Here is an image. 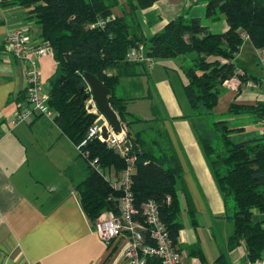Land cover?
<instances>
[{"label":"trees","instance_id":"16d2710c","mask_svg":"<svg viewBox=\"0 0 264 264\" xmlns=\"http://www.w3.org/2000/svg\"><path fill=\"white\" fill-rule=\"evenodd\" d=\"M156 1L125 0L127 9L122 8L121 15L114 14L120 7L119 0H0V7L26 8V19L40 27V36L50 45L56 71L48 79V104L54 111L57 126L85 156L87 173L75 189L83 212L92 222L104 210L116 209L113 199L120 196V191L113 189L91 162L103 170L113 167L120 171L126 168L127 161L115 148L100 141L97 134L88 138L90 127L101 113L97 108L95 113L86 110L91 95L83 73L95 75L110 89L108 102L124 125L125 139L131 145L127 156L135 157L131 174L135 206L140 208L144 202L153 200L175 239L182 227L178 220V192L185 191L181 163L168 133L158 126L160 118L145 120L131 113L127 104L140 97L129 95L131 91L126 84L123 91L126 95H119L118 87L125 77L148 75V62L126 60L128 51L139 45H143L150 60L194 53L191 64L184 69L183 92L193 111L185 117L215 119L210 128L216 140L197 133L224 203L228 198L234 203L229 217L233 231L228 248L243 243L246 259L254 261L264 254L263 222L252 220L254 213L264 214V133L251 135L243 125L231 124L227 116L245 115L256 121L264 120V102L231 103L223 114H216L214 108L226 90L227 79L233 76L242 82L257 79L249 77L246 70L240 73L235 57L244 40L242 34L254 48L264 50V0H206L204 17L212 20L223 17L227 24L225 31L212 32L201 17L181 15L145 39L135 12L150 8ZM99 20L105 24L90 26ZM84 93L88 94L86 100ZM25 99L26 90H23L16 101ZM146 121L155 125L148 130L131 129L132 124ZM83 140L86 142L81 145ZM187 214L195 224V209L188 193ZM198 253L202 260L201 252ZM146 264L162 263L150 256Z\"/></svg>","mask_w":264,"mask_h":264},{"label":"crops","instance_id":"0c3cea01","mask_svg":"<svg viewBox=\"0 0 264 264\" xmlns=\"http://www.w3.org/2000/svg\"><path fill=\"white\" fill-rule=\"evenodd\" d=\"M119 3L120 7L114 11L116 15L122 14V8L127 9L125 0H119ZM205 3L206 0H158L150 8L136 11L135 17L145 39L181 15L201 17V21L206 20L202 23L212 32L225 31L227 24L223 17L217 20L203 17ZM26 15V8L0 7V264H122L126 238L121 237L107 245L81 208L75 187L86 176L87 162L79 146L60 130L54 115L47 117L34 112L17 125L10 122L26 100L20 104L16 98L18 93L26 90L28 62L6 50V35L15 29H23L33 43L42 40L40 27L39 30L33 27ZM241 46L235 57L239 71L243 74L246 70L249 77L257 79L241 81L237 90L225 87L214 108L216 114L225 113L231 103L264 102V67L257 59V49L248 38ZM36 58L32 57L34 64ZM191 58L185 59L190 62ZM40 68L39 65V71ZM152 76L154 78V72ZM124 81L128 91L141 87V83L129 77L121 80V87ZM167 86L172 94L166 97L170 115L160 119L158 126L168 133L182 166L185 191L178 192L180 212L187 215L188 193L196 220L195 224L190 222L194 226L191 238L185 219H178L182 227L175 242L185 264H203L205 255L195 226L204 224L201 215H214L225 205L198 135H195L193 124L188 122L189 117H185L187 113L182 109L185 102L177 100L171 83ZM121 91H124L123 87ZM238 117L246 116L230 115L227 120L232 124ZM110 172L111 168L103 170L105 176ZM178 187H181L179 183ZM187 243L192 245L187 246ZM198 252H201L202 260ZM187 254L188 261L185 259ZM218 258L216 264H226L223 256L220 261ZM246 262L248 264L250 260L246 259Z\"/></svg>","mask_w":264,"mask_h":264},{"label":"built area","instance_id":"2783aa9c","mask_svg":"<svg viewBox=\"0 0 264 264\" xmlns=\"http://www.w3.org/2000/svg\"><path fill=\"white\" fill-rule=\"evenodd\" d=\"M104 24V20H99L90 26ZM242 37L247 38L244 34ZM32 40L31 36L27 35L23 29H15L6 35L4 41L8 52L28 62L25 70L26 100L24 104L19 102L22 104H19L21 108L10 120L13 126L27 120L34 112L47 117L54 115L53 109L48 104L49 94L48 88L46 89L48 82L42 81L41 75L32 61V57L41 58L49 55L51 48L43 38L36 44ZM256 54L258 61L264 67V50L257 49ZM126 60L128 62H148L150 59L145 56L143 45H139L138 48L128 51ZM235 80L238 79L233 76L227 79L224 84L228 81L229 83L233 82L232 87L237 90L240 84L239 82L237 84ZM88 101H92V99ZM95 134L108 147L115 148L120 155L126 157L127 166L120 171L112 167L110 175L105 176L103 169L91 162V165L109 182L110 186L120 191V196L113 199L116 202V209L101 212L93 222L94 231L107 245L116 242L121 237L126 238L122 264H146V260L150 256L159 259L162 264H185L175 239L160 217L157 204L153 200H148L140 208L135 206L131 191V174L134 172L135 157L127 156L128 148L124 146L126 140L124 127L121 133L117 135L111 133L107 139H103L100 136V129L93 124L89 129L88 138ZM85 142L86 140H83L80 144ZM248 264H264V256L250 261Z\"/></svg>","mask_w":264,"mask_h":264},{"label":"rangeland","instance_id":"374dc122","mask_svg":"<svg viewBox=\"0 0 264 264\" xmlns=\"http://www.w3.org/2000/svg\"><path fill=\"white\" fill-rule=\"evenodd\" d=\"M19 8L24 10L23 7ZM203 21L206 22V20L204 19ZM32 26L39 30V26L37 24L33 23ZM241 47H243V45ZM194 55V53H188L184 58L173 57L149 60V67H147L148 75H141L134 79L135 81L141 83V87L131 91V94H129L138 96L140 98L136 99L133 103H128L127 109L134 115L139 116L145 120H150L155 116L159 117L160 119L169 117L170 110L166 106V97H171L172 94L169 91V87L165 86H170L171 83L170 87L172 93L176 96L177 100L180 103L185 102V107L182 106V109H184L183 111H186L184 113H187V115L191 114L193 111L184 95L183 84L186 82L184 69L191 64L190 62H187V59L185 58H187V56L193 57ZM248 57L250 58L249 54ZM34 62L37 70L39 68V65L41 66L40 71H38L41 75L42 81L47 83L48 79L56 71V62L53 56L49 54L45 58H36ZM153 72L154 78L152 76ZM165 78L166 82H163V79ZM238 82L239 84L241 83L239 79L236 81V83L238 84ZM232 84L233 82L229 83L228 81L226 82V84H224V86L231 90H236L234 87H232ZM122 87L124 88V90H126L125 81L122 83ZM122 87L121 85H119L118 94L126 95L121 91ZM47 88L48 86H46V89ZM213 120L215 119L212 118V116H203L198 120H196L195 118H189L188 122L191 125L193 124L195 135L201 133L211 139V141H214L216 140L217 136L215 137V133L210 128ZM235 121L232 122L233 125H244L245 132H248L251 135L260 136L264 133V120L256 121L253 119V117H238V119ZM154 125L155 124L153 123V121L139 122L132 124L131 129L133 131H137L140 129L148 130ZM224 205L225 208L218 211L214 215L208 213V215H201L204 224L195 226L201 241L200 247L201 249H203L205 255V262L203 264H216V259L219 256H223L225 258L226 264H247L245 259V246L243 244H239L233 249L227 248L228 237L233 231V222L232 219L229 218L231 217L234 209L232 198H228ZM181 208H183L182 205ZM178 219H185L186 226L189 231V237L192 238L191 234L193 233L194 226L190 223L191 221L189 215H186L184 211H181ZM190 245L189 243H187V246ZM185 259L187 261L189 260L188 254L185 255Z\"/></svg>","mask_w":264,"mask_h":264},{"label":"water","instance_id":"95a60500","mask_svg":"<svg viewBox=\"0 0 264 264\" xmlns=\"http://www.w3.org/2000/svg\"><path fill=\"white\" fill-rule=\"evenodd\" d=\"M86 86L90 92L92 101H88L86 104V110L88 112H94L97 108L101 115H99L94 126L100 129V136L103 139H107L111 133L117 135L121 133L124 125L119 120L117 113L112 109L108 102V96L110 95V89L105 87L103 83L93 74L85 72L83 73ZM83 90V87L81 88ZM88 94L84 93L83 100L87 99ZM105 120L107 124H105ZM124 146L128 149L131 147L129 140L124 141ZM254 222L264 221V214L254 213L252 215Z\"/></svg>","mask_w":264,"mask_h":264},{"label":"bare ground","instance_id":"6f19581e","mask_svg":"<svg viewBox=\"0 0 264 264\" xmlns=\"http://www.w3.org/2000/svg\"><path fill=\"white\" fill-rule=\"evenodd\" d=\"M105 124H107V123H106V120H105Z\"/></svg>","mask_w":264,"mask_h":264}]
</instances>
